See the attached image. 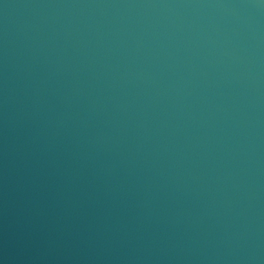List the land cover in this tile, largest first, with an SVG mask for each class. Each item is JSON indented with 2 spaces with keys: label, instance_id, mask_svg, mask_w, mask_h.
Listing matches in <instances>:
<instances>
[{
  "label": "water",
  "instance_id": "water-1",
  "mask_svg": "<svg viewBox=\"0 0 264 264\" xmlns=\"http://www.w3.org/2000/svg\"><path fill=\"white\" fill-rule=\"evenodd\" d=\"M0 264H264V0H0Z\"/></svg>",
  "mask_w": 264,
  "mask_h": 264
}]
</instances>
